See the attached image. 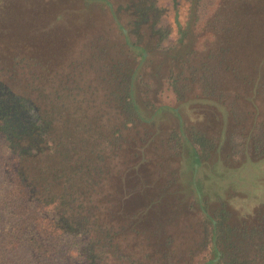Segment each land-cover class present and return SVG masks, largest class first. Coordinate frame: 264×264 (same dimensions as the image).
<instances>
[{
	"label": "trees",
	"instance_id": "trees-1",
	"mask_svg": "<svg viewBox=\"0 0 264 264\" xmlns=\"http://www.w3.org/2000/svg\"><path fill=\"white\" fill-rule=\"evenodd\" d=\"M108 1L0 0V264H264V201L193 180L264 158V0L165 45L147 0Z\"/></svg>",
	"mask_w": 264,
	"mask_h": 264
},
{
	"label": "rangeland",
	"instance_id": "rangeland-1",
	"mask_svg": "<svg viewBox=\"0 0 264 264\" xmlns=\"http://www.w3.org/2000/svg\"><path fill=\"white\" fill-rule=\"evenodd\" d=\"M147 1V3L146 0L143 1L146 3V8L154 13L153 19L151 20L152 26L158 29L159 33L164 35L160 43L165 45L180 38L181 30L185 25L192 22L194 16H196V20H193L192 23L197 22V24L193 26V30L194 32L198 31L199 27L205 21L206 14L214 8L217 0H195L194 2L192 0ZM106 2L109 10L114 15L113 5L108 0H106ZM193 9H195V13L192 12ZM200 14L203 15L198 24L197 15ZM196 36V48L202 46L201 42L207 43V39H209L206 37L205 31L197 33ZM144 53L145 57L146 51H144L143 54ZM144 57L141 62L144 60ZM175 111L178 112V109H175ZM178 119L181 123L182 117L180 115ZM0 170H2L1 166ZM197 174L200 176L202 188L205 192L203 196L210 201H217L218 197L226 200L227 204L238 218L252 214L255 208L264 201V158L260 160L246 159L243 163L235 167L226 166L220 159L205 165L197 158L195 168L193 169V180ZM2 176L4 178V174L2 175L0 172V234L7 232L12 223L11 211L5 206ZM203 196L198 192L200 203ZM213 224H215L214 220ZM66 246H63L62 249L66 250ZM65 263L63 259L51 260V264Z\"/></svg>",
	"mask_w": 264,
	"mask_h": 264
},
{
	"label": "water",
	"instance_id": "water-1",
	"mask_svg": "<svg viewBox=\"0 0 264 264\" xmlns=\"http://www.w3.org/2000/svg\"><path fill=\"white\" fill-rule=\"evenodd\" d=\"M124 34L126 35V31H124ZM145 53L143 54V57H144ZM177 110V109H176ZM180 121H181V118H180Z\"/></svg>",
	"mask_w": 264,
	"mask_h": 264
}]
</instances>
